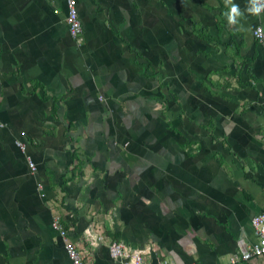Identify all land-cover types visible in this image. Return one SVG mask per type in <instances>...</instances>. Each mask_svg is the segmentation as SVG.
Listing matches in <instances>:
<instances>
[{
  "label": "crops",
  "instance_id": "0c3cea01",
  "mask_svg": "<svg viewBox=\"0 0 264 264\" xmlns=\"http://www.w3.org/2000/svg\"><path fill=\"white\" fill-rule=\"evenodd\" d=\"M77 3L81 41L67 0H0V264L228 263L264 213V10Z\"/></svg>",
  "mask_w": 264,
  "mask_h": 264
},
{
  "label": "built area",
  "instance_id": "2783aa9c",
  "mask_svg": "<svg viewBox=\"0 0 264 264\" xmlns=\"http://www.w3.org/2000/svg\"><path fill=\"white\" fill-rule=\"evenodd\" d=\"M263 3L264 0H261ZM67 15H66V24L68 26V30L70 35L78 40H82L83 35V25L79 16L78 11V3L77 0H67ZM254 34L258 40L264 43V29L260 26H258ZM17 146L24 152H27L28 146L27 143L22 139H16ZM29 165L31 168V171L33 173L36 172L37 167L36 164L32 161V159L29 157ZM252 223L259 235V240L257 243H255L252 246H249L248 248H243L241 255H235L230 259V261L226 264H238L239 261H250L253 258L256 257H262L264 256V213H258L256 214L253 219ZM53 226L55 229H57L62 236H66V229L61 222V217L59 215H56L53 220ZM66 247L69 253V256L72 260V264H84V255L81 253L77 248L75 243L67 240L66 241ZM111 254L114 258H119L122 262V264H153L148 263L144 252L142 250L138 251H130L126 249L121 243H114L111 246ZM155 264H161V263H155ZM162 264H176L175 262H171L169 259L163 260ZM188 264H197L195 262H191Z\"/></svg>",
  "mask_w": 264,
  "mask_h": 264
},
{
  "label": "clouds",
  "instance_id": "9594fccd",
  "mask_svg": "<svg viewBox=\"0 0 264 264\" xmlns=\"http://www.w3.org/2000/svg\"><path fill=\"white\" fill-rule=\"evenodd\" d=\"M226 3L231 4V0H226ZM251 7L248 8V11L253 14H259L264 10V3L261 0H251ZM241 15L239 7L235 4H232L230 12L228 13V21L230 24L236 23V18Z\"/></svg>",
  "mask_w": 264,
  "mask_h": 264
}]
</instances>
